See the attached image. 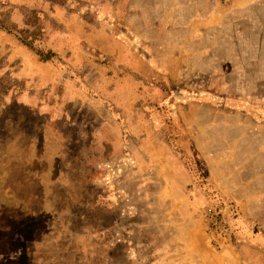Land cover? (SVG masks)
Returning <instances> with one entry per match:
<instances>
[{"label":"rangeland","instance_id":"1","mask_svg":"<svg viewBox=\"0 0 264 264\" xmlns=\"http://www.w3.org/2000/svg\"><path fill=\"white\" fill-rule=\"evenodd\" d=\"M0 115L77 183L20 263L264 264V0H0Z\"/></svg>","mask_w":264,"mask_h":264},{"label":"crops","instance_id":"2","mask_svg":"<svg viewBox=\"0 0 264 264\" xmlns=\"http://www.w3.org/2000/svg\"><path fill=\"white\" fill-rule=\"evenodd\" d=\"M39 114L47 113L42 110ZM9 126L0 125V264H22V258L36 254L38 239L30 233L36 235L38 225L49 226L56 215L60 216L54 208L60 193L67 194L69 188L59 181L66 172L51 165L47 169L46 162L52 160L47 155L45 124L35 123L34 131L25 130V134ZM69 180L74 189L77 183L72 175ZM18 183L22 186L17 187ZM18 226L25 227L24 233L18 232ZM5 240L16 245L5 246Z\"/></svg>","mask_w":264,"mask_h":264},{"label":"trees","instance_id":"3","mask_svg":"<svg viewBox=\"0 0 264 264\" xmlns=\"http://www.w3.org/2000/svg\"><path fill=\"white\" fill-rule=\"evenodd\" d=\"M42 128V127H41ZM40 127H39V129H41ZM46 135H47V130H46ZM47 138V137H46ZM47 150H48V152H47V155H48V158L50 157V159L52 160L49 164L46 162V165H47V169H48V166L49 165H51L52 166V168L54 169V170H56V171H59V170H61V171H64V172H66V174H64L65 176H67L68 177V179H69V175H71V173H70V170H69V168H67V163H66V159H65V157H61V156H57V155H55V156H53L52 154H53V152H51L50 151V147H49V144H47ZM63 175V174H62Z\"/></svg>","mask_w":264,"mask_h":264},{"label":"bare ground","instance_id":"4","mask_svg":"<svg viewBox=\"0 0 264 264\" xmlns=\"http://www.w3.org/2000/svg\"><path fill=\"white\" fill-rule=\"evenodd\" d=\"M197 245V244H196ZM207 248V247H206ZM186 251V250H185ZM202 253V252H201Z\"/></svg>","mask_w":264,"mask_h":264}]
</instances>
